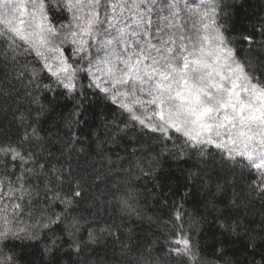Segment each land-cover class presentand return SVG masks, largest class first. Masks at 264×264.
Masks as SVG:
<instances>
[{
	"label": "snow or ice",
	"instance_id": "obj_1",
	"mask_svg": "<svg viewBox=\"0 0 264 264\" xmlns=\"http://www.w3.org/2000/svg\"><path fill=\"white\" fill-rule=\"evenodd\" d=\"M242 6L223 0H0V64L9 81L27 78L37 87L48 81L43 86L49 90L115 106L124 117L121 131L154 139L173 159L247 169L253 176L247 195L231 202L246 209L253 195L264 199V40L256 41L255 31L236 40L220 15ZM244 43L246 50L237 46ZM29 118L16 117L21 125ZM27 127L18 142L0 141V264H19L17 248L41 243L38 264H61L65 236L70 249L82 251L76 237L83 218L73 213L83 177L71 167L49 168L36 152L25 151V143L39 146L38 130L29 135ZM110 194L123 211L143 218L131 192ZM39 199L48 203L37 212ZM186 215L182 207L174 211L173 240L158 264H264V228L245 229L241 237L240 219L222 223L228 235L242 238L243 261L222 248L209 259L191 238L201 219L191 216L186 231ZM88 229L91 244L119 239L115 223L94 221Z\"/></svg>",
	"mask_w": 264,
	"mask_h": 264
},
{
	"label": "trees",
	"instance_id": "obj_2",
	"mask_svg": "<svg viewBox=\"0 0 264 264\" xmlns=\"http://www.w3.org/2000/svg\"><path fill=\"white\" fill-rule=\"evenodd\" d=\"M223 3L243 5L226 8L220 14L221 23L226 21L233 38L241 40L255 31L254 39L264 40L260 35L264 0H223ZM228 12L231 16L226 15ZM237 46L248 48L247 43ZM5 71L0 64V91L6 90L0 95V141L18 142L25 126L30 124L27 132L31 135L33 128L38 130L39 146L25 143L24 150L36 152L39 162L49 168L62 167L67 172L71 167L77 176L83 177L80 180L83 196L73 213L83 218L76 237L82 251L77 254L70 249L65 236L61 264H158L173 240L174 211L180 207L187 213L186 231L191 216L201 219V224L191 231V238L204 256L216 259L222 248L227 257L243 261L244 230L254 234L264 228V199L253 195L249 206L239 210L231 203L234 195H247L248 186L253 182L247 169L224 167L218 161L196 167L191 160L173 159L154 139L139 131H121L124 117L115 106L92 96L77 100L62 88L49 90L43 86L48 81H42L39 87L29 85L27 78L23 83L9 81ZM80 101H83L82 117L77 110ZM20 113L30 117L24 125L16 119ZM116 189L132 193V202L142 212V219L121 209L110 194ZM47 203L39 199L34 207L39 212ZM236 219L244 225L241 237L228 235L221 226ZM94 221L119 225V239L89 243L88 225ZM57 235L61 233L57 231ZM42 248V243L17 248L21 255L19 264H38Z\"/></svg>",
	"mask_w": 264,
	"mask_h": 264
}]
</instances>
